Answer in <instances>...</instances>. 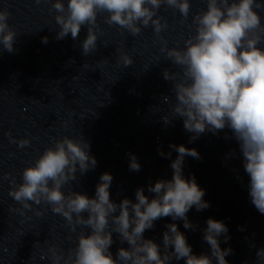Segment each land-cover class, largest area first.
Segmentation results:
<instances>
[{"label": "clouds", "instance_id": "clouds-1", "mask_svg": "<svg viewBox=\"0 0 264 264\" xmlns=\"http://www.w3.org/2000/svg\"><path fill=\"white\" fill-rule=\"evenodd\" d=\"M204 3L205 8L192 14L193 31L183 38V46L169 48L160 37L168 25L158 11L162 6L178 10L184 22L192 12L191 0H54L52 9L57 13L55 22L59 27L56 39L62 40L70 33L76 40L82 26H87L81 46L82 54L89 55L97 50L99 15L106 13L104 23L116 25L132 36L151 26L162 41L160 52L179 69H163V78L172 84V96L163 100L173 114L172 118L163 116V123L168 125L182 118L184 129L193 133L191 140L206 131L215 134L228 128L239 145L244 172L249 177L250 201L264 214V20L257 11H264V4L258 0ZM10 15L6 9L0 10V46L12 53L17 33L8 23ZM42 42L47 43L48 37H42ZM119 59L126 67L133 63L132 57L123 53ZM8 135L10 143L30 145L29 139L16 141L11 133ZM90 147L82 135L55 139L22 170L20 183L15 178L10 180L8 194L21 205L10 207V211L24 215L33 209V204H44L63 217L71 232L77 233L72 247L65 250L50 245L48 256L41 259L47 258L51 264H172L180 260L185 264H229L226 257L233 250L221 248L220 237L223 235L225 243L230 239L223 221L207 219L202 238L210 254L199 255L175 223L183 221L184 229L195 231L198 225L189 220L188 212L193 207L197 211L210 207L195 177L186 178L183 173L185 157L201 158L195 148L169 145L177 153L170 163L171 179L149 183L147 192L151 197L145 194L144 187H138L135 200L124 197L115 202L111 199L114 178L110 172L100 175L92 197L73 188L64 191L66 185L78 182L77 173L84 175L96 168L97 160L90 154ZM158 154L171 157V151L158 150ZM128 155L129 170L139 172L137 157ZM8 176L5 174V178ZM36 215L43 213L36 210ZM167 217L173 222L165 225L162 244L145 238L144 233L153 229L156 221ZM113 234L121 245H128L119 247L115 256L110 250L115 242ZM256 257L264 260V248L257 250Z\"/></svg>", "mask_w": 264, "mask_h": 264}]
</instances>
